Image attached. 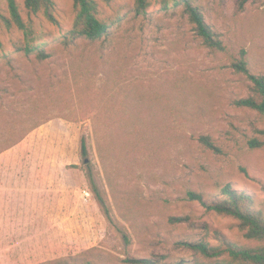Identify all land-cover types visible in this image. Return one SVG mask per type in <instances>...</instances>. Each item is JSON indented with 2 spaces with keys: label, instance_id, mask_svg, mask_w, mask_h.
I'll return each instance as SVG.
<instances>
[{
  "label": "rangeland",
  "instance_id": "rangeland-1",
  "mask_svg": "<svg viewBox=\"0 0 264 264\" xmlns=\"http://www.w3.org/2000/svg\"><path fill=\"white\" fill-rule=\"evenodd\" d=\"M16 1L32 34L0 25V264L174 262L194 257L181 242L216 232L255 245L188 192L215 198L231 183L264 207V145L248 144L264 139V113L236 103L259 96L232 65L264 75V0H191L221 50L175 0L144 13L95 0L107 24L95 39L72 31L73 0H54L55 22Z\"/></svg>",
  "mask_w": 264,
  "mask_h": 264
},
{
  "label": "trees",
  "instance_id": "trees-1",
  "mask_svg": "<svg viewBox=\"0 0 264 264\" xmlns=\"http://www.w3.org/2000/svg\"><path fill=\"white\" fill-rule=\"evenodd\" d=\"M76 7V16L72 31L84 35L90 39H95L107 31V24L97 16L98 5L95 0H73ZM167 5V0H162ZM246 0H239V7L243 8ZM176 4H183L188 13L189 19L195 24L197 33L202 38L203 43L216 50L223 49L220 38L212 31L205 21L198 6L191 0H175ZM54 0H24V6L30 13L43 12L45 17L55 22L53 14ZM150 5L149 0H135L134 8L138 13L146 12ZM9 15H5L0 10V25L10 28L16 26L22 30L26 36H31L32 30L23 19L19 4L16 0H7ZM33 47L28 46L27 50ZM244 54V53H243ZM242 54V55H243ZM37 55L42 57V49L37 50ZM238 71L246 73L253 82V89L259 98L248 96L236 101L239 106L248 107L264 113V75H255L249 72L248 63L244 57L236 60L232 64ZM199 142L207 148L220 151L208 135H200ZM249 147L257 148L264 145V139L251 138L248 141ZM81 152L87 153L86 137H81ZM191 199L197 200L207 210H213L219 214L230 215L239 220V226L243 236L255 245H242L231 240L222 232H216V243L208 240L183 241L182 244L189 247L194 257L191 259L181 258L174 262L165 260V256L158 258H126V262L133 264H264V207L256 204L254 196L246 191L234 188L231 183L224 184L220 189V194L215 198H204L195 191L188 192ZM170 223L188 221L189 216H170ZM66 260L59 259L52 264H65Z\"/></svg>",
  "mask_w": 264,
  "mask_h": 264
},
{
  "label": "water",
  "instance_id": "water-1",
  "mask_svg": "<svg viewBox=\"0 0 264 264\" xmlns=\"http://www.w3.org/2000/svg\"><path fill=\"white\" fill-rule=\"evenodd\" d=\"M85 161H87V159H85Z\"/></svg>",
  "mask_w": 264,
  "mask_h": 264
}]
</instances>
